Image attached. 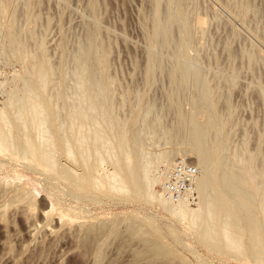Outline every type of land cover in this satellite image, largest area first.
<instances>
[{"label":"rangeland","instance_id":"1","mask_svg":"<svg viewBox=\"0 0 264 264\" xmlns=\"http://www.w3.org/2000/svg\"><path fill=\"white\" fill-rule=\"evenodd\" d=\"M0 138V264H264V0H0Z\"/></svg>","mask_w":264,"mask_h":264},{"label":"built area","instance_id":"2","mask_svg":"<svg viewBox=\"0 0 264 264\" xmlns=\"http://www.w3.org/2000/svg\"><path fill=\"white\" fill-rule=\"evenodd\" d=\"M200 175L201 170L197 164L177 160L162 176L160 186L163 199L172 203H184L194 193Z\"/></svg>","mask_w":264,"mask_h":264},{"label":"bare ground","instance_id":"3","mask_svg":"<svg viewBox=\"0 0 264 264\" xmlns=\"http://www.w3.org/2000/svg\"><path fill=\"white\" fill-rule=\"evenodd\" d=\"M43 63V62H42ZM41 64V63H40ZM44 65V64H43ZM26 67V66H25ZM40 67V65L38 66V70L41 68H39ZM41 70V69H40ZM39 70V71H40ZM39 71H37V72H39ZM42 71V73H43V70H41ZM40 71V72H41ZM45 74V73H44ZM40 75H43V74H41L40 73ZM46 76V75H45ZM22 79V78H21ZM40 80H41V77H40ZM45 80V79H44ZM43 85V84H42ZM206 137V136H205ZM1 139V138H0ZM194 139H195V142L197 143V147H198V149H197V152H198V163H201L202 165H204V170L202 169V171H204L203 173H202V176H201V180H200V182H199V184H198V190L197 191H199V194L201 193V196H202V189H203V187H205L206 185L205 184H208V183H210V182H212L213 180H211L210 178H212L211 177V170L209 169V167L207 166L209 163L207 162V157L209 156H207V151H206V148H205V146L203 145V140H202V136H201V128L199 127V128H197L196 129V131H195V135H194ZM6 143V142H5ZM94 145V144H93ZM206 145V144H205ZM2 147V146H1ZM33 149V148H32ZM34 150V149H33ZM210 153V152H209ZM34 155H35V152H34ZM174 155V154H173ZM173 155H172V157L171 158H169L168 156L169 155H167V157H165V158H167V160L170 162V163H168L167 161V163H166V165L167 164H170L171 166H172V164H171V162H172V160L174 159V157H173ZM38 155H37V153H36V157H37ZM161 156V155H160ZM34 158H35V156H34ZM164 158V159H165ZM169 158V159H168ZM36 160H39V158H37ZM174 162V161H173ZM206 162H207V164H206ZM211 163H212V161H210ZM45 163V162H44ZM165 163V162H164ZM163 166V165H162ZM200 166V165H199ZM166 167V166H165ZM167 168V167H166ZM165 169V168H164ZM169 169V168H168ZM165 171H167L166 169H165ZM164 171V172H165ZM132 172V171H131ZM101 175V174H100ZM213 179V178H212ZM216 181V180H215ZM215 181H214V183H215ZM135 182V181H134ZM136 183V182H135ZM134 184V183H133ZM136 185H137V183H136ZM205 185V186H204ZM111 189V188H110ZM203 190H206L205 188L203 189ZM243 190V189H242ZM204 192H206V191H204ZM203 192V193H204ZM211 192V191H210ZM212 193V192H211ZM210 193V194H211ZM204 194H206V193H204ZM204 196V195H203ZM213 196V195H212ZM214 197V196H213ZM159 198H163L161 195L159 196ZM162 200V199H161ZM228 201V200H227ZM165 202V201H164ZM208 202V201H207ZM170 204H177V205H185V204H187V203H183V202H181V203H170ZM207 204V203H206ZM176 205V206H177ZM215 205H216V207H217V209L220 211V210H224L226 207H225V205H226V196H225V193L223 192V191H219V192H217V195L215 196ZM214 205V206H215ZM175 206V207H176ZM211 206H212V204H211ZM180 211V210H179ZM47 214H48V212H47ZM63 215V214H62ZM217 215V214H216ZM64 217V216H63ZM62 218V217H61ZM62 220V219H61ZM136 234V233H135ZM139 235V234H138ZM229 239V238H228Z\"/></svg>","mask_w":264,"mask_h":264}]
</instances>
